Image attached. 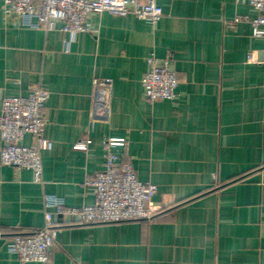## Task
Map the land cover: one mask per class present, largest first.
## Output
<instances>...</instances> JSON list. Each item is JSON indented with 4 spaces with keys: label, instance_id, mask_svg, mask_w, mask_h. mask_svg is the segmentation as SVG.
I'll use <instances>...</instances> for the list:
<instances>
[{
    "label": "crops",
    "instance_id": "crops-1",
    "mask_svg": "<svg viewBox=\"0 0 264 264\" xmlns=\"http://www.w3.org/2000/svg\"><path fill=\"white\" fill-rule=\"evenodd\" d=\"M155 24L134 14L90 13L94 32L23 26L0 0V110L3 96L50 91L44 183L0 161V264L23 262L8 250L16 234L46 225L45 194L66 204L95 201L86 184L109 148L158 186L152 221L64 225L55 264H264V35L257 10L239 0H158ZM240 18L235 21L236 18ZM61 22L57 23L60 27ZM171 57L173 99L150 102L147 57ZM110 80L107 106L93 80ZM87 141L86 149L75 147ZM25 144L32 142L27 135ZM2 141L0 138V155Z\"/></svg>",
    "mask_w": 264,
    "mask_h": 264
},
{
    "label": "built area",
    "instance_id": "built-area-1",
    "mask_svg": "<svg viewBox=\"0 0 264 264\" xmlns=\"http://www.w3.org/2000/svg\"><path fill=\"white\" fill-rule=\"evenodd\" d=\"M239 1L248 2L257 10L258 16L252 20L254 34L263 36L264 0ZM4 12L18 18L23 26L72 34L95 31L87 21L90 13L134 14L153 24L164 16L158 0H5ZM58 22L62 24L60 27H57ZM146 61L149 69L142 78L146 99L154 102L175 98L179 78L172 58L159 59L152 54ZM93 84L98 92L97 102L107 106L110 80L95 78ZM49 97V89L38 83L26 96H3L0 110L1 163L31 170L34 181L40 184L44 183L42 153L53 146V141L45 134ZM27 135L32 137L30 144L24 142ZM105 144L108 152L104 168L85 181L95 190L94 203L72 206L58 196L45 194L46 207L55 209L46 210L45 227L32 234H16L8 243V250L21 261L55 264L50 249L64 226L55 222V215L70 224L152 221L160 216L161 208L154 202L158 186L141 180L131 162L119 161L120 156L109 149L124 145L125 140L109 138ZM87 146L85 140L75 147L86 149Z\"/></svg>",
    "mask_w": 264,
    "mask_h": 264
}]
</instances>
